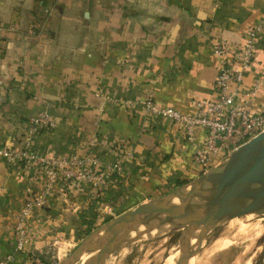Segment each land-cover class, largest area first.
<instances>
[{
  "label": "crops",
  "instance_id": "obj_1",
  "mask_svg": "<svg viewBox=\"0 0 264 264\" xmlns=\"http://www.w3.org/2000/svg\"><path fill=\"white\" fill-rule=\"evenodd\" d=\"M258 20L264 0H0V145L17 146L26 119L45 111L54 124L35 135L36 154L121 160L103 193L114 201L130 205L186 182L199 168L179 126L140 102L192 112L194 99L214 98L213 45L224 44L230 57ZM263 73L264 31L251 66L231 84L235 102L252 113L264 109V87L240 93ZM127 146L132 154L122 158ZM44 182L41 163L0 160V257L13 253L6 264H42V248L104 197L62 181L45 190ZM31 195L40 202L28 245L14 251L13 214Z\"/></svg>",
  "mask_w": 264,
  "mask_h": 264
},
{
  "label": "rangeland",
  "instance_id": "obj_2",
  "mask_svg": "<svg viewBox=\"0 0 264 264\" xmlns=\"http://www.w3.org/2000/svg\"><path fill=\"white\" fill-rule=\"evenodd\" d=\"M258 150L259 148H251L250 152L248 151L246 167L253 164ZM231 161L235 165L236 154L232 152L220 158L218 163L209 164L187 181L206 177L207 184L205 186L209 191L221 190L228 181L224 176L226 175L225 166ZM243 168L245 169V164ZM232 170L234 172V168ZM182 183L185 182H178L173 188ZM243 185L245 191L253 187L248 182H244ZM171 189L155 196L142 198L130 205H126L122 200L114 201V196L111 194L109 196L99 193L97 197L103 195L104 197L97 198V203H92L89 207L84 208L78 217L71 219L72 230L69 234L65 232L59 236V241L48 243L42 248V264H94L92 262L93 243L80 250L77 258L72 260L71 252L80 241L127 210H138L151 216L161 201V195ZM182 190L170 199L161 215L153 220L154 224L129 223L123 226V223H118L114 226L112 231L117 232L104 239L98 264H243L247 260L248 264L262 263L264 258V214H262L264 213V197L255 203L244 204L241 209L237 208L238 201L227 199L225 202L227 204L223 208L218 206L216 212L208 214L201 222L197 213L204 210L206 203L199 202V198H192L186 194V188ZM198 192L202 193L199 187ZM178 200L184 201L183 207L178 205ZM239 200L241 201V199ZM244 214H247L251 221H258L263 225L262 231L251 241L245 239L241 232L240 221ZM137 216L141 218L140 215ZM214 216L219 220L217 223L210 222V218ZM237 217L239 221L236 220ZM228 220L233 222L230 227ZM130 224L135 226L126 232L125 228ZM229 237L233 239L231 243L222 248L211 250V242L214 239ZM90 238L94 239L95 235ZM112 244L114 245L112 246Z\"/></svg>",
  "mask_w": 264,
  "mask_h": 264
},
{
  "label": "built area",
  "instance_id": "obj_3",
  "mask_svg": "<svg viewBox=\"0 0 264 264\" xmlns=\"http://www.w3.org/2000/svg\"><path fill=\"white\" fill-rule=\"evenodd\" d=\"M264 31V20H258L245 33L240 46L226 54L228 48L217 43L212 51L217 58V67L213 77L214 98H196L193 100V111L182 112L177 108L159 105L150 99L141 100L146 114L159 115L177 124L184 141L191 148V161L200 170L210 162L218 163L223 156L234 151L256 134L264 130V109L252 113L244 104L235 102L237 86L242 72L251 66L256 41L260 32ZM1 83V80H0ZM264 87V73L250 81L249 88L240 96L251 95L258 88ZM53 119L45 111H37L30 115L17 146L0 145V160L7 163H22L29 166L33 162L43 165L44 189L49 190L55 182L68 185L82 184L97 194L104 193L111 180L119 173L122 162L119 159L101 160L94 154L75 153L69 156L49 154L38 156L33 147L35 135L42 129L51 128ZM201 129L203 136L197 138ZM132 154L131 147L124 149L121 157L128 158ZM40 202V195L25 197L17 206L13 217L14 251L23 252L28 245L27 222L34 206ZM13 259L8 252L0 257V264Z\"/></svg>",
  "mask_w": 264,
  "mask_h": 264
},
{
  "label": "water",
  "instance_id": "obj_4",
  "mask_svg": "<svg viewBox=\"0 0 264 264\" xmlns=\"http://www.w3.org/2000/svg\"><path fill=\"white\" fill-rule=\"evenodd\" d=\"M251 148H259L258 154L254 157L253 164L250 165V167H246V157ZM232 153L236 154V162L235 165H233L231 161L225 166L226 175L224 176H226L225 178L228 181L227 184L225 183L226 181L224 182V187L221 190L215 189L214 192H212V190L209 191L208 187L201 185L197 179L182 183L161 195V201L158 203L151 216H147L142 211L127 210L103 224L97 231L88 235L79 242V244L71 252L72 260L74 261L77 258L80 250L87 248L89 244L93 243L94 251L92 255V262L94 264H98L99 256L103 250L104 239L117 232L112 231L114 226L118 223H123V226H126L129 223L151 224L155 218H158L161 215L170 199L175 194L183 191V188H186V194L192 198H199V202L206 203L204 210L197 213L201 222L204 217L208 216V214L210 215L216 210V208H218V206L223 208L221 205H224V199L233 200L235 202L238 201L237 208L241 209L244 204L255 203L258 199L264 197V130L256 134L244 144L240 145L232 151ZM244 164L245 169L243 168ZM232 168H234V172ZM244 182L252 184L253 187L250 190L245 191L243 185ZM193 184H197L202 193L194 192L191 188V185ZM239 199H241V201ZM137 215H140L141 218ZM92 235H95L94 239L90 238Z\"/></svg>",
  "mask_w": 264,
  "mask_h": 264
},
{
  "label": "bare ground",
  "instance_id": "obj_5",
  "mask_svg": "<svg viewBox=\"0 0 264 264\" xmlns=\"http://www.w3.org/2000/svg\"><path fill=\"white\" fill-rule=\"evenodd\" d=\"M248 156V155H247ZM212 176V175H211ZM210 179V178H209ZM198 182L201 184V185H206L207 184V178L206 177H201V178H199L198 179ZM191 188H192V190L194 191V192H198V186H197V184H193V185H191ZM224 205H226L227 203H225V202H227L226 201V199H224ZM178 205L179 206H181V207H183L184 206V201L183 200H178ZM223 204L221 205V207H223L224 206ZM262 207V206H261ZM226 211V210H225ZM216 212V211H215ZM223 212V211H222ZM233 212V211H232ZM214 213V212H213ZM231 213V212H230ZM262 214H264V213H262ZM219 215V214H218ZM254 216V215H253ZM228 217V216H227ZM229 219H231V218H229ZM233 219V218H232ZM238 219V217L236 218V220ZM240 219V218H239ZM217 218H215V216L214 217H211L210 218V222L211 223H217ZM234 220V219H233ZM219 221V220H218ZM237 221H239V220H237ZM208 222V221H207ZM228 224H229V227H230V225L233 223L232 221H229L228 220ZM231 222V223H230ZM210 223V224H211ZM240 223L242 224V227H241V232H242V235H243V237L245 238V239H249V241H251L255 236H257L261 231H262V224L261 223H259L258 221H251V219H249V217H248V215L247 214H244L243 215V218L241 219V221H240ZM209 224V223H208ZM209 224V225H210ZM236 225V224H235ZM132 226H135V225H132V224H130V225H128L125 229H126V232H128L129 231V229L132 227ZM223 226H225V225H223ZM233 226V225H232ZM237 226V225H236ZM235 226V227H236ZM228 227V226H227ZM203 228V227H202ZM206 228V227H205ZM204 228V229H205ZM226 230V229H225ZM230 230V229H229ZM235 230V229H234ZM154 231V230H153ZM203 232H204V230H203ZM222 232V231H221ZM234 232V231H233ZM179 233V232H178ZM202 233V232H201ZM224 233V232H223ZM195 234V233H194ZM220 234V233H219ZM218 234V235H219ZM226 234V233H225ZM232 234V233H231ZM230 234V235H231ZM202 235V234H201ZM229 235V234H228ZM179 236H180V234H179ZM211 236H212V234H211ZM210 236V237H211ZM186 237V236H185ZM201 237V236H200ZM213 237H214V234H213ZM117 239V238H116ZM186 239V238H185ZM199 239V238H198ZM197 239V240H198ZM113 240V239H112ZM204 240V239H203ZM232 240L233 239H231L230 237L229 238H216V239H214L213 240V242H211L212 243V246H211V250L212 249H218V248H222V247H224V246H226V245H228L229 243H231L232 242ZM107 241V240H106ZM123 241V240H122ZM114 242V241H113ZM115 243V242H114ZM181 243V242H180ZM182 243H184V242H182ZM201 243H203V242H201ZM111 244V243H110ZM177 244V243H176ZM185 244V243H184ZM114 244H112V246H113ZM204 245V244H203ZM202 245V246H203ZM237 245V244H236ZM245 245V244H244ZM149 246V245H148ZM185 246V245H184ZM183 246V247H184ZM201 246V247H202ZM174 247V246H173ZM197 248V247H196ZM204 248V247H203ZM209 248V247H208ZM250 248V247H249ZM139 249V248H138ZM206 249V248H205ZM184 250V249H183ZM208 250V249H207ZM147 251H149V250H147ZM197 251H198V249H197ZM210 251V250H209ZM122 252V251H121ZM144 252V251H143ZM184 252V251H183ZM207 252V251H206ZM190 253V252H189ZM208 254V253H207ZM200 256V255H199ZM194 258V257H193ZM180 259H181V257H180ZM199 259V258H198ZM197 260V259H196ZM197 262V261H196ZM243 264H248V260L246 261V262H244Z\"/></svg>",
  "mask_w": 264,
  "mask_h": 264
}]
</instances>
